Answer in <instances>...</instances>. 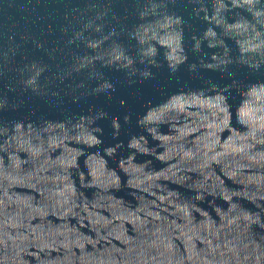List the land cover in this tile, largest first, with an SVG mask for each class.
Listing matches in <instances>:
<instances>
[{
	"label": "water",
	"instance_id": "obj_1",
	"mask_svg": "<svg viewBox=\"0 0 264 264\" xmlns=\"http://www.w3.org/2000/svg\"><path fill=\"white\" fill-rule=\"evenodd\" d=\"M0 264H264V0H0Z\"/></svg>",
	"mask_w": 264,
	"mask_h": 264
}]
</instances>
